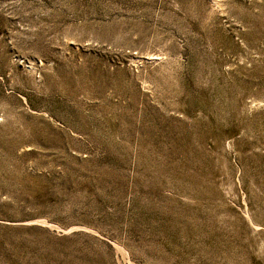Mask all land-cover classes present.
<instances>
[{
  "label": "rangeland",
  "instance_id": "obj_1",
  "mask_svg": "<svg viewBox=\"0 0 264 264\" xmlns=\"http://www.w3.org/2000/svg\"><path fill=\"white\" fill-rule=\"evenodd\" d=\"M0 264H264V0H0Z\"/></svg>",
  "mask_w": 264,
  "mask_h": 264
}]
</instances>
